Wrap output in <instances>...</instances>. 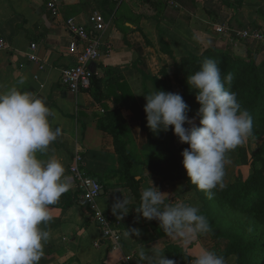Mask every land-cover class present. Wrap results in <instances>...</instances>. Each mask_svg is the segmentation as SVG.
Listing matches in <instances>:
<instances>
[{
  "label": "crops",
  "instance_id": "1",
  "mask_svg": "<svg viewBox=\"0 0 264 264\" xmlns=\"http://www.w3.org/2000/svg\"><path fill=\"white\" fill-rule=\"evenodd\" d=\"M47 2L0 0V36L8 41V47L0 50V85H16L21 91L42 97L56 113L52 118L53 128L62 129V135L50 145L47 155L41 157L60 158L70 180L69 198L51 206L54 219L48 225L52 234L48 243L57 247L60 258H71L73 264H123L125 256H131L133 264H145L139 259V249L155 247L167 258L169 244L179 245L193 259L204 248L201 240L196 238L185 247L180 239L167 235L160 227L146 224L136 210L138 203L118 172L114 139L98 128L105 106L91 90L73 93L61 85L62 68L76 64L79 53L70 46L74 36L66 21L73 18L94 30L91 16L103 15L106 28L94 30L102 40V55L95 62V73L101 77L104 68L117 67L129 82V77L141 76L140 70L162 77L161 70L168 69L174 60L190 54L200 55L212 46L227 49L228 45H235L234 35L240 29L264 27V0H176L174 5L164 0H116L113 11L105 7L104 0H61L56 16ZM217 26L235 31L228 36L219 32ZM32 43L37 44L34 53L39 61L29 55L33 52ZM78 44L81 48V41ZM138 59L140 63H136ZM21 78L22 85L18 83ZM105 102L112 109L117 103L112 98ZM130 134L123 136L128 146L133 140ZM77 152L83 155L87 169L102 183L100 207L120 221L122 244L117 249L105 243L94 245L101 240V228L90 218L89 209L79 198L68 171ZM141 177L136 175L137 180ZM145 187H148L146 181L142 180L140 192ZM123 195L129 200V211L118 218L112 206ZM69 199L75 202L66 206ZM131 229L138 230L139 235L130 231V236L125 238L124 232Z\"/></svg>",
  "mask_w": 264,
  "mask_h": 264
},
{
  "label": "clouds",
  "instance_id": "2",
  "mask_svg": "<svg viewBox=\"0 0 264 264\" xmlns=\"http://www.w3.org/2000/svg\"><path fill=\"white\" fill-rule=\"evenodd\" d=\"M232 80L231 73L222 78L211 58L204 59L199 70L188 76L187 83L196 91L200 105L195 117L198 125L195 118L188 117L189 106L179 93L159 90L143 94L147 127L158 134L171 126L179 142L188 145L181 152L183 167L190 183L208 199L214 197L215 189L226 187V154L252 134L250 113L229 90ZM18 83L22 85L24 79ZM0 89V264H39L52 236L48 228L54 219L51 206L70 188L62 160L56 156L41 159L62 129L53 128L56 113L42 97L16 85H0ZM164 193L151 180L150 186L141 190L136 210L148 220H157L164 233L180 239L185 247L212 232L198 206L182 201L165 203ZM128 211L126 196L112 206L118 218ZM130 231L139 235L131 229L124 232L125 238ZM138 256L145 264H174L155 247L139 249ZM231 259L235 264V257ZM191 264H229V259L201 248Z\"/></svg>",
  "mask_w": 264,
  "mask_h": 264
},
{
  "label": "trees",
  "instance_id": "3",
  "mask_svg": "<svg viewBox=\"0 0 264 264\" xmlns=\"http://www.w3.org/2000/svg\"><path fill=\"white\" fill-rule=\"evenodd\" d=\"M116 0H104L106 8L113 11ZM257 27V26H254ZM259 28V27H258ZM237 38L236 35H234ZM259 43V42H258ZM260 44V43H259ZM263 47V46H262ZM206 58L215 60L221 70L222 78L228 73L233 75L231 85L229 87L232 92L240 93L245 99L243 109H247L252 117V134L248 138L264 139V62L258 63L254 56L241 58L235 56L232 52L221 50L217 47H208L200 55L190 54L182 57V69L184 77L179 78L182 92L180 95L189 106L187 115L193 117L196 115L199 103L196 101V91L187 83L188 76L199 70L202 61ZM136 63H140L138 59ZM167 68L161 70V75L165 74ZM103 76L99 77L95 72L92 75L91 90L102 105L105 106V113L99 117L98 128L109 133L114 139L115 151L119 160V175H121L124 185L130 187L134 195L138 207L140 204V180L136 178V171H141V167H156V174L164 173L166 179L177 180L185 178L189 181L190 188H197L190 183L186 169L183 167L180 152H176L173 144V131L171 126L168 131H159L154 134L148 127L146 121V113L144 105L146 100L144 95L140 98L132 90L126 77L122 73V69L117 67L104 68ZM141 79L144 87V94H150L155 91L165 90L171 92V88L167 86L166 80L158 75L151 76L140 70ZM151 82V86L149 83ZM153 88V90H152ZM86 90V91H87ZM112 98L115 102L130 101L129 108L132 110L137 120L140 122L141 128L147 133L148 140L144 144L142 151L144 156L137 158L133 149L127 145L124 135L128 133V125L121 115L120 108H109L106 106L105 99ZM129 135V134H128ZM186 143L182 144L181 150L187 148ZM170 153L169 166L165 167V163L156 160L150 156V152L154 150ZM157 152V151H156ZM240 160L243 164L248 163V154L246 147L242 146L238 150ZM254 169L250 179L247 182H235L227 186L221 194V203L231 206L234 209H242L257 206L256 204L264 202V155L262 153L254 154ZM155 173V172H154ZM69 192L64 193L60 200L69 198ZM75 200L66 201V206H70ZM78 202V200H77ZM59 202L56 204L58 205ZM264 214V212H263ZM146 224L153 228L159 227L157 220H148L144 218ZM212 237L216 240L217 249L212 250L225 257L234 256L238 264H260L257 256L264 252V242L260 240H248L244 236L229 232L224 228H214L211 232ZM167 259L174 261V264H189L192 260L187 251L179 245L169 244L166 247ZM258 262V263H257Z\"/></svg>",
  "mask_w": 264,
  "mask_h": 264
},
{
  "label": "rangeland",
  "instance_id": "4",
  "mask_svg": "<svg viewBox=\"0 0 264 264\" xmlns=\"http://www.w3.org/2000/svg\"><path fill=\"white\" fill-rule=\"evenodd\" d=\"M260 28L264 29V27ZM234 42L236 43L235 45L231 42V46L228 45L227 49L223 48L221 50L230 51L235 56L245 59L248 58V56H254L258 63L264 62V48L261 44L254 40H242L239 37L235 38ZM170 65L171 66L168 67L165 74H162V78L166 80L167 86L171 88V92L180 94L182 90L179 78L184 77L181 58L180 60H174V62ZM129 79L128 83L130 84L132 90L138 97L141 98L144 94L141 76L137 79H133V77H129ZM149 85H152L151 82ZM236 96L238 102L243 108L245 99L240 93H237ZM112 106L113 108H120L122 117L125 119L126 124L130 126L128 127V133L125 135L130 134L131 131L132 133L130 135H132L134 140H132L129 147L133 149L137 158H142L144 156L142 148L149 140L147 133L142 130L140 122L129 108L130 101H121ZM188 117L192 119L195 118L196 115ZM194 122L198 125V118H195ZM185 127H189V125L186 123ZM172 144L176 152L182 151L181 148L183 143L179 142L178 137L174 135V133ZM242 146L246 147V152L248 154L247 164H243L241 162L238 154V150ZM257 153H262L264 155V139L254 138L253 140H250L247 138L242 145L226 154V187L223 190L215 189V195L212 199H208L205 193L197 188H190L189 181L185 178L170 180L165 178L166 175L164 173L161 175L158 173L156 174V167H141V171L139 172L137 169L136 174H141L143 176V180L146 181V186H150L152 180L153 184L158 187L159 190L162 189L160 191L165 192V203H176L178 201H182L186 204L198 206L201 213L207 217L212 230L216 227H220L229 232L240 234L248 240H260L264 242V202L256 204V207L253 206L242 209H234L231 206L223 205L220 200L221 194L227 186L235 182L244 183L250 179L254 169V154ZM150 156L156 160H161L165 163V167L169 166L170 161H172V159H169L171 156L170 153L167 155L165 152H159L157 149L154 150V152H150ZM180 159H182V155L180 156ZM198 240H201L205 249L211 251L217 249L216 240L212 237L211 232L200 235ZM57 250L58 249L54 244L47 243L44 248V256L40 260L39 264H73L71 258L67 260L60 258L61 252ZM232 257L234 256L226 257L229 259V264H232ZM256 260L260 262V264H264V252L258 254ZM235 264H238L236 262V258Z\"/></svg>",
  "mask_w": 264,
  "mask_h": 264
},
{
  "label": "built area",
  "instance_id": "5",
  "mask_svg": "<svg viewBox=\"0 0 264 264\" xmlns=\"http://www.w3.org/2000/svg\"><path fill=\"white\" fill-rule=\"evenodd\" d=\"M169 4H176V0H164ZM61 0H48L47 5L53 15H58L60 12ZM90 22L93 24L95 31H102L107 26L106 18L101 14L92 15ZM67 27L74 36L71 42L73 50L78 49V62L74 65L64 67L61 70L60 83L70 92L79 93L82 90H87L92 84L93 71L91 65L96 62L102 55V40L98 33L90 30L86 25L76 22L73 18L66 21ZM217 30L228 36L230 32L235 30L230 27L217 26ZM236 36L242 40H254L259 42L264 48V29L246 26L237 31ZM81 41V48L78 41ZM8 47V41L0 36V50ZM37 48L36 43L31 44L32 53L30 57L39 61L38 56L34 53ZM80 48V49H79ZM43 69V66H40ZM69 176L75 184L79 193V198L85 203L89 209L90 218L96 223L102 232L101 240L95 242V246L101 243L107 244L113 249H117L122 244V232L120 229V221L117 220L111 213L107 212L99 205L103 186L100 180L91 173L86 165L83 155L77 152L74 155L73 161L69 165ZM123 264H133L131 256H125L122 259Z\"/></svg>",
  "mask_w": 264,
  "mask_h": 264
},
{
  "label": "water",
  "instance_id": "6",
  "mask_svg": "<svg viewBox=\"0 0 264 264\" xmlns=\"http://www.w3.org/2000/svg\"><path fill=\"white\" fill-rule=\"evenodd\" d=\"M91 68H92L93 72H96L97 68H96V63L95 62L91 65Z\"/></svg>",
  "mask_w": 264,
  "mask_h": 264
}]
</instances>
